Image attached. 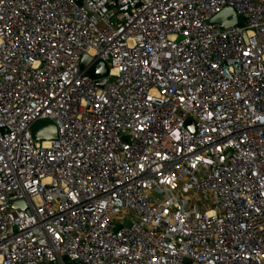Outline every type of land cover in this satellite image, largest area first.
Returning <instances> with one entry per match:
<instances>
[{
    "label": "built area",
    "instance_id": "2783aa9c",
    "mask_svg": "<svg viewBox=\"0 0 264 264\" xmlns=\"http://www.w3.org/2000/svg\"><path fill=\"white\" fill-rule=\"evenodd\" d=\"M0 264H264V0H0Z\"/></svg>",
    "mask_w": 264,
    "mask_h": 264
},
{
    "label": "water",
    "instance_id": "95a60500",
    "mask_svg": "<svg viewBox=\"0 0 264 264\" xmlns=\"http://www.w3.org/2000/svg\"><path fill=\"white\" fill-rule=\"evenodd\" d=\"M229 18V20H226ZM236 14L231 8H224L217 13L212 19L211 23L217 24L220 28L225 29L232 27L236 23ZM94 58L83 55L80 62V69L87 68V74L95 79L105 77L107 68L102 61H96L92 65ZM91 65V66H90ZM105 80L101 79L95 82L99 87H103ZM190 125V124H189ZM32 135L35 140H49L56 138V127L49 120H42L32 126ZM12 206H23L22 202L13 203ZM75 262V260H73Z\"/></svg>",
    "mask_w": 264,
    "mask_h": 264
}]
</instances>
